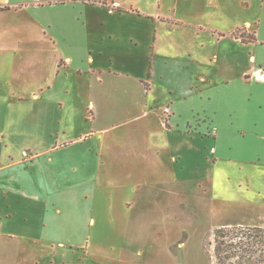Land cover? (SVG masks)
<instances>
[{
	"label": "rangeland",
	"instance_id": "rangeland-1",
	"mask_svg": "<svg viewBox=\"0 0 264 264\" xmlns=\"http://www.w3.org/2000/svg\"><path fill=\"white\" fill-rule=\"evenodd\" d=\"M190 9L197 11L199 21L222 31L252 22L239 33L250 39L257 32L258 38L264 39V0H216L211 8L203 0H178L179 17L191 15ZM33 16L25 10L0 12V29L6 35L1 41L0 67L10 68L14 77L8 103L11 115L34 114L38 95L43 99L42 145L63 144L88 132L91 137L85 143L104 149V161L97 162L94 169L97 186L91 191L93 197L83 196L79 203L73 200L61 217H46L49 225L60 219L70 220L71 228L61 230L60 221L53 238L45 235L39 243L0 241V264H215L208 243L213 241L218 228H264V164H249L245 160L253 148L262 150L264 113L256 105L264 102V94L251 103L238 100L239 97L230 100L217 96L207 103L183 104V121L191 119L193 110L216 115L219 142H211L217 139L211 118L197 115L188 123L187 131L212 140L200 142L197 147L188 142V153L190 148H196L197 160H188L180 167L165 148V135L157 115L137 118L141 105L135 99L139 95L136 87L125 80L107 78V95L114 89L120 90L121 102L107 104L102 119L93 120L88 111V96L93 90L89 76L62 68L57 51ZM227 48L235 56L243 53L231 44L220 47ZM261 55L264 60V52ZM234 65L240 67L239 63ZM234 71L238 76V70ZM250 86L253 85L243 87L238 96ZM223 111H227L228 118L236 113L234 127L248 131L247 138H241L244 133H232L230 123L220 116ZM253 124L258 125L256 132L252 130ZM29 127L27 121L26 128ZM101 128L104 130L98 131ZM28 140L25 137L17 141L28 144ZM234 148L241 151L235 153L238 157L230 156ZM205 153L210 154L211 167L204 161ZM178 170L185 172L183 176H179ZM188 172L199 174L185 175ZM87 186H77L75 192L81 195ZM61 241L66 245H60Z\"/></svg>",
	"mask_w": 264,
	"mask_h": 264
},
{
	"label": "crops",
	"instance_id": "crops-1",
	"mask_svg": "<svg viewBox=\"0 0 264 264\" xmlns=\"http://www.w3.org/2000/svg\"><path fill=\"white\" fill-rule=\"evenodd\" d=\"M203 1L211 8L216 0ZM105 2V5L91 4L86 0L0 2V12L25 10L34 14V22L44 31V36L49 37L64 66L62 68L89 76L93 90L88 96V111L94 121L102 119L107 104L121 102L120 90L114 89L107 95V78L125 80L136 87L139 95L138 100L135 99L141 105L137 118L157 115L165 135V148L171 160L181 167L184 162L189 163L188 160H197L198 151L193 147L212 140L201 137L200 133L197 136L198 132L187 131L188 123H192L197 115L211 118V129L217 135L216 141L211 142L213 145L219 142L216 115L193 110L191 119L183 121V104L193 101L207 103L217 96L230 100L239 97L238 100L251 103L256 96L264 94V60L261 55L264 39L258 38L257 32L255 39L248 43L234 36V33L241 35L238 31L252 22L235 30L222 31L218 26L199 21L197 11L193 9L188 10L191 15L179 17L178 0ZM44 11L51 14L40 15ZM207 16L213 19L211 13ZM3 35L6 36L0 29V47L3 46ZM230 44L243 53L235 56L234 52L228 51L229 48L220 49ZM235 63L240 67L235 68ZM235 69L238 76L234 75ZM13 79L10 68L2 70L0 67V241L39 243L45 235L53 238L60 221L61 230L72 227V221L64 219H56L58 221L49 225L46 217H61L64 208L73 204V200L79 203L83 196L93 197L91 191L97 186L94 169L97 162L103 163L101 157L105 150L85 143L91 137L88 132L79 133L63 144L42 145L43 99L35 95L34 114L12 116L8 103ZM247 85L253 86L238 96ZM256 108L264 113V102H258ZM226 114L227 111H223L220 116L230 123L232 133L239 136L244 133L241 138H247L248 131L234 127L236 113L229 118ZM27 121L29 129L26 128ZM257 126L253 124L254 132ZM25 137H29L28 144L17 141ZM188 142L194 145L189 149L190 153ZM260 142L262 150L253 148L245 159L246 163L264 164V140ZM231 152L230 156L238 157L235 153L241 151L234 148ZM209 160L210 154L205 153L204 161L211 167ZM180 171L177 172L181 177L185 172ZM84 183L88 188H84L81 195L76 193L77 186ZM75 215L86 213L75 212ZM59 244L66 245L63 241Z\"/></svg>",
	"mask_w": 264,
	"mask_h": 264
},
{
	"label": "trees",
	"instance_id": "trees-1",
	"mask_svg": "<svg viewBox=\"0 0 264 264\" xmlns=\"http://www.w3.org/2000/svg\"><path fill=\"white\" fill-rule=\"evenodd\" d=\"M86 1L91 4H106L105 1ZM234 36L245 43L255 39L254 36L248 39L238 33H234ZM208 246L212 249L215 264H264L263 227L238 225L218 228Z\"/></svg>",
	"mask_w": 264,
	"mask_h": 264
}]
</instances>
